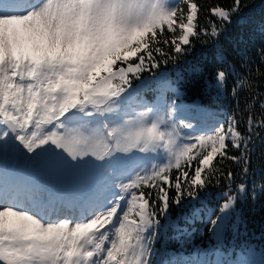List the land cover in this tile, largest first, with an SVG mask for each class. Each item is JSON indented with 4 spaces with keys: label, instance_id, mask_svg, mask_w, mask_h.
Instances as JSON below:
<instances>
[{
    "label": "snow or ice",
    "instance_id": "snow-or-ice-1",
    "mask_svg": "<svg viewBox=\"0 0 264 264\" xmlns=\"http://www.w3.org/2000/svg\"><path fill=\"white\" fill-rule=\"evenodd\" d=\"M246 7L0 0V264H169L156 248L166 229L199 219L219 240L238 227L251 155L264 144L251 57L237 73L217 53L205 82L220 94L234 77L237 104L223 121L185 104L183 77L160 69L190 55L194 41L218 43ZM258 55L264 63V46ZM261 196L264 180L251 186L252 199ZM171 264H264V250Z\"/></svg>",
    "mask_w": 264,
    "mask_h": 264
},
{
    "label": "trees",
    "instance_id": "trees-1",
    "mask_svg": "<svg viewBox=\"0 0 264 264\" xmlns=\"http://www.w3.org/2000/svg\"><path fill=\"white\" fill-rule=\"evenodd\" d=\"M199 2L211 6L218 0H199ZM223 2L230 4L231 0H223ZM244 2L247 7L227 26L218 43L212 40L208 43L194 41L195 48L190 55L182 57L176 64L162 65L160 69L170 80H176L178 76L183 77L184 82L179 87L188 104H203L207 109L220 114L222 121L237 109V104L231 95L234 77H229L226 90L220 94H217L214 88H209L205 82L210 72L219 64L216 59L218 52L222 51L226 55L228 62L235 65L237 73L245 71L241 64L242 60L246 56L251 57L252 72L249 78L260 84L262 86L260 91H264V76L257 75L255 71L258 67L260 72L264 73V63L260 62L258 55V50L264 46V0H244ZM200 22L205 23L204 15L201 16ZM196 66L204 70L203 75L193 72ZM147 95L151 96L152 93L149 92ZM243 95L246 93L241 96V107H243ZM256 111L259 112L258 107ZM231 166L236 168L235 165ZM240 180L238 174L236 182L239 183ZM262 180H264V144L258 143L251 155L250 172L247 177L249 196L239 204L242 217L236 222L238 227L234 224L217 240L210 236L205 223L199 219L189 218L187 222H181L182 232L169 228L162 233V238L156 245L160 260L171 264L197 257L203 250L210 254V262L216 260L214 254L217 251L223 253L228 260L258 259L259 253L264 250V196L253 200L251 186L253 182L258 184ZM219 190L212 189L213 192ZM173 215H176L174 208ZM250 251L255 253L254 257L249 255Z\"/></svg>",
    "mask_w": 264,
    "mask_h": 264
},
{
    "label": "rangeland",
    "instance_id": "rangeland-1",
    "mask_svg": "<svg viewBox=\"0 0 264 264\" xmlns=\"http://www.w3.org/2000/svg\"><path fill=\"white\" fill-rule=\"evenodd\" d=\"M193 114V113H192ZM197 116L202 117L199 113H196ZM160 257V254H158V258Z\"/></svg>",
    "mask_w": 264,
    "mask_h": 264
}]
</instances>
